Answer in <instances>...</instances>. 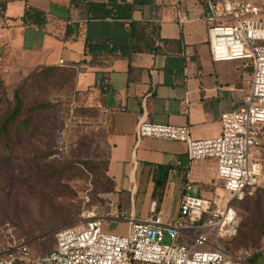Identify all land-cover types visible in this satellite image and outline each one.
I'll return each mask as SVG.
<instances>
[{"label":"crops","instance_id":"1","mask_svg":"<svg viewBox=\"0 0 264 264\" xmlns=\"http://www.w3.org/2000/svg\"><path fill=\"white\" fill-rule=\"evenodd\" d=\"M201 2L152 0L151 5H139L133 19L154 20L160 36L181 40L180 46L174 43L160 53L155 50L133 53L129 60L116 59L106 66L89 65L85 40L88 36L126 37L128 20L82 21L81 10L72 0H15L8 3L5 11L0 10L2 62H9V68L28 73L36 67L58 65L64 60L62 66L83 69L78 75L77 89L92 91L91 97L102 105L104 112L103 139L110 158L108 175L115 185L114 192L109 193L111 213L146 219L151 203L156 201L163 218L172 220L179 213L167 215L165 209L171 181L175 183L174 199L178 206L187 183L203 197H211V185L219 184L215 181L213 160L191 162L185 143L136 136L137 123L143 119L158 124L188 125L194 140L213 139L221 133V114L242 104L252 78V71H247L249 67L243 66L242 61H214L205 26L201 27L194 20L184 24L178 21L180 11L188 14V10L193 9L195 12L196 6L201 8ZM161 3L167 7L158 15L154 7ZM73 9L79 10L80 23L72 22ZM28 10L41 13L44 22L34 20L33 16L25 19ZM69 25L76 34L66 38ZM100 86L105 88L103 95H100ZM159 165L172 167L160 203L153 198V174Z\"/></svg>","mask_w":264,"mask_h":264},{"label":"built area","instance_id":"2","mask_svg":"<svg viewBox=\"0 0 264 264\" xmlns=\"http://www.w3.org/2000/svg\"><path fill=\"white\" fill-rule=\"evenodd\" d=\"M201 7L212 59L252 66L241 106L221 114V133L213 139L194 140L188 125L143 119L137 123L136 136L183 142L191 162L213 160L215 181L230 199L224 203L218 193L203 197L187 183L179 214L172 220L163 218L156 201L146 219L124 213L101 217L93 211L85 223L59 228L54 247L41 255L11 223L0 222V264H244L252 255V250L234 254L226 242L238 232L239 214L233 202L264 189V2L202 0ZM178 21H189L185 10L179 12ZM72 22L80 23L78 9L72 11ZM105 218L127 222V235L104 233ZM166 237L170 243L164 242Z\"/></svg>","mask_w":264,"mask_h":264},{"label":"rangeland","instance_id":"3","mask_svg":"<svg viewBox=\"0 0 264 264\" xmlns=\"http://www.w3.org/2000/svg\"><path fill=\"white\" fill-rule=\"evenodd\" d=\"M195 9V12L188 10L189 20L205 26L207 32L206 24L201 21L202 7ZM9 66V62L0 64V116L11 104L14 90L33 72L23 73ZM249 68L247 71L251 72L252 66ZM88 85L92 87V82ZM25 97L27 103L49 101L54 107L32 135L15 138L5 149L0 147V222L15 223L35 253L41 255L54 247L59 228L85 223L93 211L101 217L111 213L108 210L111 195L104 191V185L108 184L104 179L108 148L103 139L104 112L99 110L94 98H77L56 81L45 80L34 87L28 86ZM95 108L98 115H90ZM211 192L221 194L224 203L230 199L220 183L211 185ZM175 194V183L171 181L165 207L167 215L179 213ZM245 200L233 202L238 210L239 226L233 242L227 243L228 248L234 254L243 250L261 252L253 264H264V233L256 225L263 222L254 223V231L250 232L246 223L251 215L245 209L248 204L264 206V199ZM261 210L264 212V208ZM256 217L259 216L255 214L253 222ZM240 229L249 231L246 238L239 237ZM102 231L127 235L128 224L105 218ZM164 242L170 243V238L166 237ZM249 258L244 259V264H251Z\"/></svg>","mask_w":264,"mask_h":264},{"label":"trees","instance_id":"4","mask_svg":"<svg viewBox=\"0 0 264 264\" xmlns=\"http://www.w3.org/2000/svg\"><path fill=\"white\" fill-rule=\"evenodd\" d=\"M12 1L15 0H0V10L5 11L8 3ZM72 3L80 8L82 21L118 18L130 22L129 35L126 37L94 38L88 36L86 38L85 54L90 57L89 65L91 66H106L116 59L129 60L133 53H150L153 50L160 53L165 51V47L167 46L174 43L178 44V46L181 44V40L162 38L159 34V27L154 20L137 21L133 19V12L138 6L151 5L152 0H132L131 3L127 2V0H109L108 2L72 0ZM164 6L167 7V4L161 3L154 7L155 13L161 15ZM32 16L34 20L40 23L44 22V19L40 17L41 13L34 10H28L25 19L32 18ZM75 34L76 30L73 26H67L65 37L69 38ZM158 42L159 44H157ZM177 52H180V50L178 49ZM82 70L81 68L77 69L75 66H62L60 64L45 65L33 69V72H31L14 90L11 104L0 116V147L5 149L15 138H20L28 134L32 135L39 125H42L45 118L54 107L49 101H38L32 104L27 103L25 92L28 86L34 87L41 80L56 81L60 84L61 88L73 93L77 98H86V96L91 97L92 91H80L77 89L78 75ZM104 90V86H100V95L105 93ZM98 107L99 110L103 109L102 105H98ZM99 110L96 109L89 114L97 116ZM51 154L52 151L48 152L47 156ZM109 160V153L107 152L104 162V179L108 184L104 185V191L112 193L115 190V185L112 178L108 175ZM87 166L90 167V165ZM171 169V165H159L156 167L153 174V180L155 182L153 198L156 199L158 203H160L164 197L165 187ZM43 178L46 179L47 177L43 176ZM245 199L246 202L251 199H256L257 202H259L261 199H264V189H258L253 196H249ZM262 208H264V206L260 203L253 207L249 206V204L246 206V211L251 215L246 223V228H248L250 232L254 231V223L261 220L263 224L256 225L261 229V232L264 233V212L261 210ZM255 214L259 217H256V220L253 222ZM6 222L11 223L16 228V232L19 236H24L15 223L10 221L1 223ZM249 231L244 232L240 229L239 237L246 238V234ZM233 240L234 238L226 242L227 247V243L233 242ZM260 255L261 252L252 253L248 262L253 264Z\"/></svg>","mask_w":264,"mask_h":264}]
</instances>
